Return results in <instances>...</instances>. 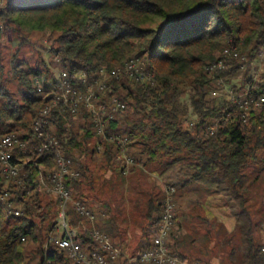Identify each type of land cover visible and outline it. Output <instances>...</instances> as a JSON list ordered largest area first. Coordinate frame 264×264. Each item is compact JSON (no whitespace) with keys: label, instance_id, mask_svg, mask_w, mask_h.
<instances>
[{"label":"trees","instance_id":"1","mask_svg":"<svg viewBox=\"0 0 264 264\" xmlns=\"http://www.w3.org/2000/svg\"><path fill=\"white\" fill-rule=\"evenodd\" d=\"M2 26L16 32L22 43L31 35L44 33L57 44L50 49L53 66L61 73L86 72L89 81L103 67L116 68L134 56L141 57L147 69L155 72L157 82L151 85L128 74L110 80L101 99L118 97L126 109L108 120L107 134L127 136L137 164L144 158L155 163L167 188L175 189L174 201L176 193L196 187L220 194L236 219L241 239L240 254L236 247L230 251L232 264H264V243L257 242L254 233L247 173L264 150V119L253 116L244 123L221 83L231 84L237 93L250 89L264 94V73L257 80L249 77L264 44V0H0V32ZM230 41L241 43L239 50L246 59L229 57L225 69L209 72L205 66L218 60ZM20 46L13 69L24 92L19 99L0 85V140L17 132L29 140V149L16 153L22 184L7 181L0 167V196L10 193L0 204V264H77L65 249L49 240L61 209L60 199L46 187L56 159L53 151L38 150L32 128L41 108L51 101L59 76L45 59L30 64L20 58ZM1 59L0 50L3 68ZM238 79L242 85L235 83ZM187 87L195 120L188 119L183 97ZM214 89L223 93L213 96ZM225 110L232 111L230 119L211 133L209 125ZM50 121L48 130L59 138L80 171L78 178H68V184L75 197L91 207L80 191L86 175L80 157L98 151L97 142L102 139L92 114L82 107L77 118L68 120L54 109ZM102 143L106 165L116 164L120 147L107 140ZM133 146L138 151H132ZM166 199L167 195L150 201L142 250L151 247L148 243L161 223ZM7 208L22 214L9 217ZM68 213L73 225L84 220L72 206ZM83 224L77 241L87 251L98 249L108 255L88 230L91 223L85 220ZM96 225L123 249L113 241L112 225L103 219ZM110 264L127 261L119 258Z\"/></svg>","mask_w":264,"mask_h":264},{"label":"built area","instance_id":"2","mask_svg":"<svg viewBox=\"0 0 264 264\" xmlns=\"http://www.w3.org/2000/svg\"><path fill=\"white\" fill-rule=\"evenodd\" d=\"M241 43L230 41L224 49L222 56L207 64L205 67L209 72L223 70L226 68V60L229 57H241L246 59L239 50ZM259 57H264V44L258 51ZM128 74L137 79L149 82L154 85L157 82L155 72L147 69L145 61L138 56H134L123 63L122 66L107 69L101 68L94 80L89 81L86 72L70 74L67 71L59 75V82L56 89L52 92L51 101L41 108L39 115L33 123V134L38 140V150L40 152L53 151L56 159V169L48 176L50 183L46 185L47 190L60 199L59 221L55 225V231L49 234V240L57 243L65 249L77 264H110L119 258H125L127 264H189L186 259L173 252L171 232L176 223V203L173 200V187L168 188L165 209L162 215L161 223L157 229L151 247L140 250L134 255L125 253L123 249L115 245L110 237L101 231L96 223L106 214L103 211H95L89 207L82 199L76 198L72 188L68 184V178H78L80 171L75 168L73 157L68 156L62 146L59 138L50 133V117L54 109L60 110L68 120L77 118L86 107L92 114L93 122L97 126V133L102 137L97 142L98 150H103L102 141L107 140L120 147V153L116 159L120 162L121 172L128 173L133 165H137L135 157L130 154L131 148L128 137L120 133L107 134L108 120L114 118L118 112L126 109V103L118 97L111 100H102L100 93L108 88L112 78H120ZM77 79L78 83H76ZM227 96L240 110V115L244 123H248L251 117L264 119V94H255L250 89L243 93L227 90L226 85L221 80ZM223 91L214 89L213 96H219ZM232 111L225 110L217 116L213 123L208 127L211 133H215L219 127L226 123L231 117ZM193 124V121L190 122ZM29 149V140L20 136L17 132H10L4 135L0 140V167L7 181L14 180L22 184L24 179L20 177L21 165L16 162V153H26ZM45 178L42 177V182ZM9 192L0 196V204L4 203ZM12 206L11 203L8 204ZM72 206L75 211L81 215L84 220L73 225L69 219V207ZM11 215L20 216L22 211L19 209H9ZM88 220L91 225L87 228L95 240L100 242L102 248L109 252L103 253L101 250H85L77 241L76 237L82 227L83 222ZM24 240L25 237H22ZM264 251V246H263ZM110 257V258H109ZM110 259V260H109ZM24 264V263H20ZM41 264H56L52 261H45Z\"/></svg>","mask_w":264,"mask_h":264},{"label":"rangeland","instance_id":"3","mask_svg":"<svg viewBox=\"0 0 264 264\" xmlns=\"http://www.w3.org/2000/svg\"><path fill=\"white\" fill-rule=\"evenodd\" d=\"M20 44V58L30 64L45 59L47 64L49 63V68H52V72H55L57 76L61 73V70L54 67L50 60L53 54L50 49L57 44L51 43L47 35L36 33L29 36L25 43H22V39L18 37L16 32L11 28L7 29L2 26L0 50L3 68H0V85L7 87L13 96L19 99L24 88L14 76L13 61L14 54ZM263 73L264 57L257 56L252 63L249 77L257 80ZM235 83L242 85L243 81L238 79ZM226 89H232L231 84H227ZM183 97L189 109L188 119L195 120L196 117L192 113L189 99V87L186 88ZM123 112L120 111L117 115L120 116ZM133 147L132 151H138V146ZM102 157V150L88 151L87 154L80 157L86 166V175L83 176L80 191L87 196L95 211H103L110 217L107 222L112 225L117 236L124 240L131 252H136L148 235L149 219L147 213L150 201L162 199L167 195L168 188L160 175L158 166L153 162H146L147 158H144L134 167L131 166L128 173H122L120 162L106 165ZM247 173L251 178L249 206L255 222V238L257 242L264 243V150L259 151L258 158L251 162ZM204 196L214 198V205L209 207L214 213L210 217L212 221L209 223L205 219L202 223L193 220V226H190L191 224L185 225V229L189 231V234H192L186 236L185 242L193 244L190 249L197 246L201 252L204 260H196V262L201 264H232L230 251L236 247L238 254H240L241 239L236 219L220 194L199 187L191 189L190 192H178L175 196L176 213L178 215L184 209L185 211H196L198 206L195 204V198ZM220 197L222 198L220 199ZM221 207L223 208L222 212ZM6 213L7 216L11 217L10 212L6 211ZM56 221H59V216L56 217ZM206 231L208 232L206 233ZM194 236L197 237L195 241L192 239ZM228 242L229 244H227Z\"/></svg>","mask_w":264,"mask_h":264},{"label":"crops","instance_id":"4","mask_svg":"<svg viewBox=\"0 0 264 264\" xmlns=\"http://www.w3.org/2000/svg\"><path fill=\"white\" fill-rule=\"evenodd\" d=\"M188 191L190 192L191 189ZM198 197L195 198V202H196L195 204L198 206L197 207L198 209L196 211H192V210L191 211L190 210L185 211V209H184V210H181L180 214L177 215V213H176V217L177 216H179V217L176 218L175 227L173 228V231H172L173 236L171 237L172 245H174L176 247L177 254H179L180 256L182 255V257L184 256V259H186L189 264H201L198 261L196 262V260H204V258L202 256L201 252L197 249L198 248L197 246H195L194 249H190L193 244L185 242L186 236L192 235V234H189V231H187L185 229V225L189 226L191 224L190 226H193V220L194 221L195 220L200 221V222L204 223L203 221L205 219H206V221H208L210 223L212 221V219L210 217L212 215H214L212 209L209 208L211 205H214V203H215L214 198H210L208 196H206V197L204 196L202 198H198ZM221 198L222 197H220V199ZM222 209L223 208L221 207V212L223 211ZM109 218L110 217L108 215H105L104 217H101L100 219H103L105 222H107V220ZM196 225H197V223H196ZM186 231H187V233H186ZM207 232L208 231H206V233ZM182 236H183V238H182ZM112 238H113V241L115 243L122 246L123 249L126 251V253H128L130 255L136 254L138 251L144 249V247H145L144 244H141L136 252H131L129 249V246L127 244H125L124 240H122L120 237L117 236V233L115 232V230H113V232H112ZM183 239H184V241H182ZM192 239L195 241L197 239V237L194 236V237H192ZM152 242H153V238H151V240L148 244L151 246Z\"/></svg>","mask_w":264,"mask_h":264}]
</instances>
